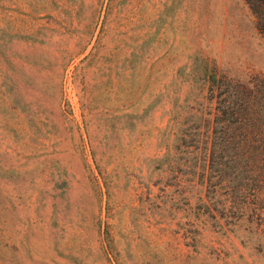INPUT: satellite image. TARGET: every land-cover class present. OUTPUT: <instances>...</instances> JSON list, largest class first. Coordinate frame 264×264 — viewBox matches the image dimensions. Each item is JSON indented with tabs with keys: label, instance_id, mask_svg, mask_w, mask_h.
<instances>
[{
	"label": "rangeland",
	"instance_id": "obj_1",
	"mask_svg": "<svg viewBox=\"0 0 264 264\" xmlns=\"http://www.w3.org/2000/svg\"><path fill=\"white\" fill-rule=\"evenodd\" d=\"M262 131L246 0H0V264H264Z\"/></svg>",
	"mask_w": 264,
	"mask_h": 264
},
{
	"label": "trees",
	"instance_id": "obj_2",
	"mask_svg": "<svg viewBox=\"0 0 264 264\" xmlns=\"http://www.w3.org/2000/svg\"><path fill=\"white\" fill-rule=\"evenodd\" d=\"M247 3L249 4L250 8L252 9L253 13L256 16V23L257 26L259 27V29L261 31L264 32V0H246ZM213 89H217V93L215 95H213V90L211 89V96H215L217 97V107H216V112L218 117L222 118L224 116H234L237 115L238 118L239 117H243L244 115L241 113L243 111H245L246 113H249L251 111H253L256 114V111L254 110V106L256 105V101L255 100H250L248 98L244 99V95L243 97L238 96V91L235 90H229V86H226V88H224L222 91H220V84L217 83V86H215V88ZM250 98H253L251 96H248ZM245 117V116H244ZM255 118H257V116H255ZM227 119V118H225ZM263 132V131H262ZM237 134H235L234 132H226V137L223 134L220 135H216L215 136V140L212 141L213 149L210 150L207 153V157L210 161V168L211 171L214 170V168H212V165L214 163H219L220 166H227L228 164H230L227 161H231V162H238V161H243L242 159H236L238 156H242V158H245L246 160L251 158V157H255L257 156V152L256 149L255 151L253 150V145H250L249 141L247 140V136L243 138H238V140H235L237 137ZM262 139L264 140V132H263V136ZM246 143H244V141ZM231 143H235L236 146H241V152L239 154H235L230 156V158H228L225 161H222L221 157H224V155L222 154L223 150H226V148H228V146L231 145ZM263 147L262 149V153L259 155V160L260 161H264V142L262 143ZM217 146V148H216ZM242 147H246L245 150L242 149ZM214 148H216V151H213ZM218 152L217 154H214ZM220 158V160L218 161V159ZM235 166V165H234ZM238 176L235 175V177L233 176V178L230 176H221V181L220 183H222L223 181H227V187L228 190L226 192V196H225V201L228 202V206L232 207L234 209H236V207H241L239 204V201H237L236 197H237V193L236 190H238V192L240 191V189H242V184L241 182H243V179L241 177V179L237 178ZM232 179V180H231ZM232 182V183H231ZM236 182V183H235ZM236 193V194H235ZM226 204H223V208H226Z\"/></svg>",
	"mask_w": 264,
	"mask_h": 264
}]
</instances>
